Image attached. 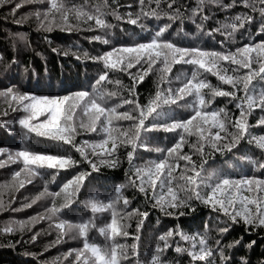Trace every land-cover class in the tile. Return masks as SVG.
Instances as JSON below:
<instances>
[{"label":"snow or ice","instance_id":"6c2138e0","mask_svg":"<svg viewBox=\"0 0 264 264\" xmlns=\"http://www.w3.org/2000/svg\"><path fill=\"white\" fill-rule=\"evenodd\" d=\"M138 2L141 5L140 13L136 18H132L129 13L126 22L133 26L139 25L145 31V26L140 23L142 17H162L156 9L144 11L146 0ZM154 2L159 8L161 0ZM241 2L247 10L245 14H237L230 22L222 23L208 32H203V21L209 20V16L204 13L205 6L216 5L230 9L237 5H223L221 0H198L189 17L204 35L221 34L224 37L219 42L221 46L226 41H232L237 33H247L248 41L234 50L183 47L173 40L165 39V33L171 27V24H166L153 32L147 40L112 46L98 56H89L84 52L85 59L101 63L104 69L95 80V91L91 93L88 90H76L62 96L36 95L21 92L15 85L0 90V98L7 105V110L0 109V127L10 135L19 131L23 141V147L14 152L0 147V156H6V159H0V169L17 163L23 165L19 171H15L11 183L0 185V188L18 192L40 178L44 181L43 190L23 207L32 208L44 198H50L51 204L42 214L0 227V236L23 233L25 228L31 232L40 222L48 221L49 227L57 232L52 244L56 246L63 243L64 238L75 230L84 239V243L81 249H71L65 253L64 261L74 257L72 264H131L132 261L135 264H173L167 258L170 249L177 254L187 255L190 264H234L233 250L240 247L253 248L257 242L252 240L244 244L243 237L227 244L222 239H216L214 244H210L207 235H190L177 225L160 235L154 250L145 254L147 259L142 260L137 243L127 245L118 242V238L130 236L126 221L133 216L139 217L137 234L132 237L138 242L139 232L150 215L139 209L127 213L118 210L121 203L124 208L130 204L123 195L126 185L115 186L111 194L90 192L86 199L80 200L88 179L94 173L100 174L101 166L109 169L120 166L117 153L125 148L130 149L127 151L130 166L126 173L127 183L143 194L152 209L159 210L166 217L179 219L186 215L183 209L195 212L193 205L198 202L226 218L225 226L219 229L221 234L229 232L232 225L238 224H242L248 234L264 230V178L256 175L233 178L222 168L212 167L217 163V156L235 155L241 151L244 143L264 152V135H252L251 128L254 126L249 123L255 109L264 112V0ZM33 4L48 5L43 12L37 10L29 14L39 21V27L44 31L51 33L58 28L71 33L76 30L70 22V18L74 16L76 20L89 24V31L105 30L104 36L97 35L90 40V43L99 42L105 46L112 43L107 30L112 29L113 25L107 23L104 17L111 11L117 20L123 19L111 9L108 0H102L92 10L69 5L67 0H0V7L11 5L13 16L25 5ZM166 7L168 11L163 13V17L173 22L183 19L177 0H168ZM27 19L28 16H25L14 22L22 25ZM197 19L201 23H197ZM249 25L254 28L258 25V28L249 32ZM180 34L177 33L178 36ZM72 55L80 59L76 53ZM2 59L0 55V60ZM11 63L15 64L16 61L13 59ZM177 65H190L192 71L190 74L182 72L173 76ZM132 69L136 71H130ZM112 72L127 73L132 85L128 89V98H123L119 104L110 107L109 102L112 98L119 97L120 92L103 91L102 84L106 82L123 87L120 80L109 79ZM150 74L157 75L156 88L154 94L142 105L136 89ZM209 74L217 78L219 85L214 86L207 80ZM257 84L260 85L259 90ZM224 86H230L231 90H226ZM218 98H228L229 103H235L239 114L232 116L224 107L213 108ZM122 106H129L130 110L118 111ZM177 109L191 114L186 119L173 118ZM17 112L23 114L16 120L7 119L10 113ZM121 122L128 124L123 126ZM255 126L264 127V117ZM81 131L102 135L103 138L97 142L83 140L78 143L77 136ZM160 131L174 134L175 142L167 149L155 148L159 158L136 167L135 153L138 149L152 151L148 139L151 133ZM38 140L65 145L78 153L81 160L70 155L36 152L31 145ZM185 147L188 148L187 152L184 151ZM240 159L254 165V171L264 172V163L261 161L247 156ZM82 163H86L88 168L77 172L58 190H50L49 184L52 181L45 179L46 176L55 177L60 171L75 169ZM245 192L248 195H244ZM76 205L88 209L90 216L77 223L60 219ZM6 207L10 205H5L0 191V211ZM20 210L11 208L13 212ZM104 213H110V222L98 227L97 214ZM56 220L59 222H53ZM93 229L105 241L103 245L88 241L89 232ZM39 236V232L32 234L31 242L35 243ZM173 237L186 242L187 246L179 243L173 246L169 243ZM22 242L17 240L12 247ZM175 264H179V261ZM239 264H250V261L241 257Z\"/></svg>","mask_w":264,"mask_h":264},{"label":"trees","instance_id":"16d2710c","mask_svg":"<svg viewBox=\"0 0 264 264\" xmlns=\"http://www.w3.org/2000/svg\"><path fill=\"white\" fill-rule=\"evenodd\" d=\"M19 2V0H18ZM102 0H67L69 5H76L84 10H92V7ZM168 0H161L159 8L155 5L154 0H146L144 11L156 9L160 12V19L141 18L140 23L145 26V31L141 30L139 25L133 26L127 23L128 14H132V18L141 11V5L138 0H108V4L112 10H115L117 15L121 16L122 20H117L111 14V11L104 17L107 23L113 25V28L107 30V35L111 38V45L105 46L99 42L90 43L92 37L105 35V30L89 31V24L76 20L75 17L70 18V22L76 30L68 33L60 29H54L48 33L39 27V21L29 14L40 10L41 12L47 10L48 5H25L17 11L15 16L11 14V5L0 7V55L3 59L0 60V90L6 89L10 85H15L21 92L35 93L36 95L47 96H62L69 94L76 90H88L90 93L95 91L93 84L98 78L99 74L104 71L103 65L98 62L84 58V52L89 56H98L110 50L112 46L130 45L136 42L147 40L151 34L163 27L166 24H171V27L165 33V39L173 40L183 47H201L205 50L228 51L234 50L242 43H246L249 39L247 33L241 35L237 33L232 41H226L223 46L219 43L224 37L219 33H214L212 36L204 35L203 32H208L216 29L222 23L230 22L237 14H245L247 10L242 6L241 0H221V4H235L237 6L230 9L222 8L216 5L205 6L204 13L209 16V20L203 21V32L197 29L196 25L190 19L191 9L196 7L198 0H177L178 7H180L182 20L170 21L163 17V13L167 12L166 7ZM28 16L22 25H17L14 21L21 20ZM57 22L59 17L57 16ZM91 23V22H90ZM197 23L201 20L197 19ZM258 25L254 28L248 26L249 32H254ZM182 30V31H181ZM181 34L178 36L177 33ZM55 50V51H53ZM69 55H64V53ZM76 53L80 57L72 55ZM13 59L15 64L11 62ZM9 65H11L9 67ZM228 67V65H225ZM27 69V71H25ZM135 72L136 69L130 70ZM192 66L177 65L173 70V76L179 75L182 72L191 73ZM109 79L112 81L120 80L123 87L115 84H102L103 91H118L119 97H114L109 102V106L119 104L123 98H128V89L132 85V80L127 73L112 72L109 74ZM207 80L212 85H219L216 77L207 75ZM157 83V75L150 74L145 81L140 84L137 89L139 102L143 105L154 94ZM176 86V85H173ZM226 90H231L230 86H224ZM260 85L257 84L259 90ZM242 95V93H239ZM226 108L230 115H238V110L235 103H229L228 98H218L213 104V108ZM0 109L7 110L3 98H0ZM129 106H122L118 111H128ZM22 112L10 113L8 120H16L21 116ZM191 113L185 110L177 109L173 114V118L186 119ZM264 117V112L255 109L249 118L252 135H264V127H256L257 121ZM123 126H127L128 122H121ZM102 135L89 134L81 131L77 136V142L88 140L97 142L102 139ZM175 135L165 132H154L150 134L148 144L153 149L152 151H145L138 149L135 153L134 165L139 167L144 165L147 161L158 159L159 153L155 152V148L171 147L175 142ZM35 140V138H34ZM0 147L9 149L10 151L20 150L23 147L21 134L17 131L10 135L3 127H0ZM32 150L36 152L48 153L53 155H70L76 160H81V157L74 150L65 145L53 143L51 141L38 140L32 145ZM110 147V145H109ZM130 149L121 148L117 153L121 164L116 169H109L101 166L100 174H93L87 181L86 189L80 196V200L88 197L90 192L98 194H111L115 186L126 185L123 190V195L130 204L124 208L122 203L118 206V210L122 213H127L134 209H139L140 212H149L150 215L143 224L139 232L140 240L137 242L132 237L136 233L137 223L139 217L133 216L126 222L129 225L128 232L130 236L118 238V242L122 244L132 245L138 244V252L141 254V259H147V253L154 250L158 237L169 229L175 228L177 225L187 234L200 233L207 235L209 243L214 244L216 239H222L225 244L234 241L237 238L243 237L244 244L255 240L256 245L249 249L240 247L233 250L234 264H239L240 258L244 257L250 261V264H262L264 261V230L253 231L248 234L245 232V227L242 224L232 225L231 230L227 233L221 234L219 229L226 224V218L222 214L212 212L211 209L200 205L198 202L194 203L195 212H190L188 209H183L185 216L179 219L164 216L159 210H154L151 204L144 199L143 194L139 193L138 189L128 185V177L126 173L129 170L127 162V151ZM90 152V149H88ZM184 151H188L185 147ZM247 156L253 160H259L264 163V152L258 150L254 146H249L244 143L241 145V151L238 153L229 154L225 157L217 156V163L212 167L213 169L222 168L225 173L239 178L241 175H256L264 178V172L254 171V165L242 161L240 157ZM92 158V157H90ZM0 159H6V156H0ZM94 159V158H93ZM226 162V163H225ZM23 167L22 163L12 164L0 169V185L11 183L15 171H19ZM88 168L86 163H82L79 167L60 171L59 175L55 177L46 176L45 179H50L49 184L51 191H56L60 186L77 172ZM44 181L37 178L32 185H26L20 191H14L10 188H0L3 193V200L6 207L0 211V227L13 222L25 221L30 217L44 213L46 208L51 206L50 198H44L37 205L32 208H24L25 203H30L31 199L37 196L43 190ZM244 195H248L247 192ZM15 198L14 200L12 198ZM11 208L21 209L13 212ZM179 211V210H177ZM90 216L88 209L81 205L74 206L71 211L66 212L60 219H66L70 222L77 223L82 219H87ZM53 222H59L58 220ZM110 222V213L97 214L96 223L98 227ZM48 221H42L37 224L32 231L29 232L25 228L23 233H16L14 235L0 236V264H72L74 257H70L64 261L63 257L71 249H81L83 247L84 239L79 237L74 230L71 234L64 238V242L60 245L52 246L56 239L57 232L55 229L49 227ZM35 232H39L35 243H32L30 236ZM22 240L23 242L15 247H12L15 241ZM88 241L103 245L105 241L99 236L98 232L93 229L89 232ZM169 243L175 246L179 243L181 246H187V243L180 241L178 237L170 239ZM162 246V242H161ZM131 255V253H130ZM169 261H179V264H190V259L187 255L177 254L171 249L167 252ZM131 264H135L134 261Z\"/></svg>","mask_w":264,"mask_h":264}]
</instances>
